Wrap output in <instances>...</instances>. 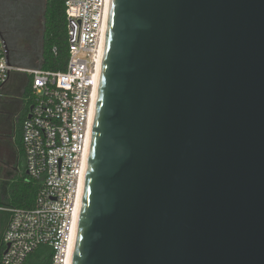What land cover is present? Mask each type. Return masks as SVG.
<instances>
[{"label": "water", "instance_id": "water-1", "mask_svg": "<svg viewBox=\"0 0 264 264\" xmlns=\"http://www.w3.org/2000/svg\"><path fill=\"white\" fill-rule=\"evenodd\" d=\"M66 264H264V0H107Z\"/></svg>", "mask_w": 264, "mask_h": 264}, {"label": "built area", "instance_id": "built-area-1", "mask_svg": "<svg viewBox=\"0 0 264 264\" xmlns=\"http://www.w3.org/2000/svg\"><path fill=\"white\" fill-rule=\"evenodd\" d=\"M63 5L68 52L63 71L6 65L0 39V100L12 75L30 78L32 109L21 124V146L25 174L39 184L32 209H8L0 264H22L40 245L52 248V264H64L68 254L107 0H63Z\"/></svg>", "mask_w": 264, "mask_h": 264}, {"label": "flooded vegetation", "instance_id": "flooded-vegetation-1", "mask_svg": "<svg viewBox=\"0 0 264 264\" xmlns=\"http://www.w3.org/2000/svg\"><path fill=\"white\" fill-rule=\"evenodd\" d=\"M45 1L0 0V37L5 43L9 62L31 66L32 61L42 56ZM20 75V98L0 101V169L7 173L16 171L24 162L16 152V143L21 131L20 120L28 115L32 106L30 93L27 95L25 89L26 76Z\"/></svg>", "mask_w": 264, "mask_h": 264}, {"label": "trees", "instance_id": "trees-1", "mask_svg": "<svg viewBox=\"0 0 264 264\" xmlns=\"http://www.w3.org/2000/svg\"><path fill=\"white\" fill-rule=\"evenodd\" d=\"M43 53L38 58V67L46 71H63L67 63V37L66 18L64 13L63 0H46L43 14ZM55 49V52H53ZM20 76V74H15ZM26 90L30 93V78L26 77ZM14 91V90H13ZM13 91H6L5 95ZM19 91V90H18ZM20 94V92H19ZM32 103V100H29ZM26 115L20 120V128ZM16 152L23 158L21 146V131L16 143ZM39 189V184L32 181L26 174L21 178L12 180L5 190V194L0 195V260L4 252L3 234L9 221L10 213L8 209L29 210L34 207L35 198ZM53 250L48 245H40L34 249L22 264H52Z\"/></svg>", "mask_w": 264, "mask_h": 264}, {"label": "rangeland", "instance_id": "rangeland-1", "mask_svg": "<svg viewBox=\"0 0 264 264\" xmlns=\"http://www.w3.org/2000/svg\"><path fill=\"white\" fill-rule=\"evenodd\" d=\"M39 62L40 61L37 58L34 61H32L31 64H32V66L38 67ZM27 77H29V76L27 75ZM20 84H21L20 76L18 77V76H15V74H14L12 80L10 81V83L7 86L8 91H13V90L14 91L8 95L6 94L4 96V98H10L11 97V99H13V100H17L18 98H20L19 97V91H18ZM30 99H31V96H30ZM24 101H27V98L24 97ZM24 174H25L24 162H23V164L20 163V165L17 167V170L14 172L12 170L11 172L7 173V171H2L0 169V195H3V193L5 194V190L12 180L19 179Z\"/></svg>", "mask_w": 264, "mask_h": 264}, {"label": "crops", "instance_id": "crops-1", "mask_svg": "<svg viewBox=\"0 0 264 264\" xmlns=\"http://www.w3.org/2000/svg\"><path fill=\"white\" fill-rule=\"evenodd\" d=\"M12 78H13V75L11 76L9 82L7 83V85H6L5 88H4L5 93H6V91H7V86H8V84L10 83V81L12 80ZM4 100H5V98L3 97L2 100H0V101H4Z\"/></svg>", "mask_w": 264, "mask_h": 264}, {"label": "bare ground", "instance_id": "bare-ground-1", "mask_svg": "<svg viewBox=\"0 0 264 264\" xmlns=\"http://www.w3.org/2000/svg\"><path fill=\"white\" fill-rule=\"evenodd\" d=\"M66 260H67V258H66ZM66 260H65V263L64 264H66Z\"/></svg>", "mask_w": 264, "mask_h": 264}]
</instances>
